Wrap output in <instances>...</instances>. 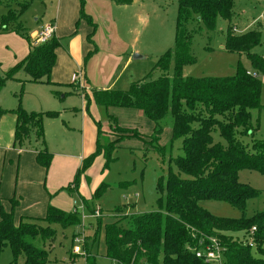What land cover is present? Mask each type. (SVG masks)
Here are the masks:
<instances>
[{
    "label": "rangeland",
    "instance_id": "1",
    "mask_svg": "<svg viewBox=\"0 0 264 264\" xmlns=\"http://www.w3.org/2000/svg\"><path fill=\"white\" fill-rule=\"evenodd\" d=\"M86 3L90 10L96 7L95 0H84V12ZM22 4L26 5L23 11L20 10ZM9 8L17 12L18 20L29 35L56 19V26L60 23L71 25L67 32L69 38L80 35L78 31H81L85 45L89 46L86 47L79 67L69 63L59 52L62 48H57L56 61L50 73V81L56 82L54 85L34 84L29 80L21 84L20 81L11 79L0 88V109L12 110L20 104L27 112L58 113L57 117H45L43 120L44 140L47 151L51 154L50 164L45 168L37 163L39 169L37 168L36 174L34 170L31 171L34 178H38L37 175L43 171L40 186L43 193L48 196L45 208L38 213L32 204L28 205V200L23 202L20 197L13 198L12 202L7 199L6 209L1 201L0 205L4 210H13L14 221L18 224L20 218L41 219L46 213L47 204L65 212H72L76 202L81 214L80 224L67 227L53 224L51 228L55 232L54 238L46 241L36 239L33 244L47 251L46 264H86L87 255L94 257L96 264H112L105 257L104 225L123 218L124 215L158 210L156 204L159 197L158 184L161 177L164 183L168 168H173L175 158L182 155L181 140L176 139L172 146L169 145L172 137L170 114L159 121L157 128H162V133L159 141L155 140L152 143L150 138L154 133L155 124L142 110L97 105L90 90L96 87L126 90L132 81L144 78L154 67L158 56L167 49L171 48L173 55L177 0H138L137 5L131 8L134 10L130 11L116 10L113 7L115 28H118L119 34L122 35L121 41L133 44L141 51L139 55L143 56L126 67L122 57L109 60L107 46L95 43L98 24L86 12L93 24L81 18L80 0H66L59 17L58 0H0V16L6 14ZM74 12L73 20L69 21ZM231 12L229 19L218 17L213 30H206L203 23L197 20L188 25L193 31L190 55L194 62L184 65L181 72L184 77H225L233 76L236 69L242 67L250 74H257L262 81L260 97L262 107L251 109L250 112L252 123H258V126L252 134L239 136L244 145L250 148L255 140H264V73L254 71L245 53L225 50L224 43L229 25L233 27L235 34L250 29L258 30L260 44L254 47L252 52L264 58V0H233ZM138 14L145 23L134 21V15ZM31 41L34 44V39ZM61 41L66 45L65 38ZM113 47L112 44L110 47L112 52L116 50ZM27 49V40L19 34L0 31V75L3 76L22 60L27 54ZM80 67L82 72L79 70ZM172 73L173 63L169 68V76H172ZM158 76L159 72L155 70L149 79ZM15 77L21 81L28 79L22 71ZM78 77L80 81H76L77 86L71 88L69 84L74 83ZM84 89L87 90L88 101L82 96ZM53 92H58V95ZM115 127L128 130V133L116 132L113 130ZM133 132L137 135H132ZM122 135L125 136L118 139ZM97 138L106 151L96 157L84 173L78 174L81 161L96 150ZM214 138L221 141L218 133H214ZM117 139L114 147H107L110 142ZM27 144H30L28 151L43 149L41 142L35 140L33 134ZM161 145L166 146L162 153L156 148ZM75 179L78 184L76 190H73L74 185L70 183ZM239 179L258 190V196L247 202L244 213L226 202L210 200L201 205L212 214L227 218H240L242 213L249 217L262 210L264 175L244 169L239 171ZM16 180L18 177L14 170L12 186L17 185ZM99 187L100 193L96 197L95 191ZM2 189L5 190V185ZM19 206L28 208L20 213ZM93 210L100 214L99 218L91 213ZM38 223L40 226H46L43 220H39ZM97 228L98 234L95 233ZM231 235L241 242L251 238V234L243 230L233 232ZM75 246L81 251L76 257L71 258L70 254H75L73 253ZM253 255L259 257L256 253ZM12 261L13 252L6 246L0 254V264H24V255L20 253L15 262ZM156 264H163L162 256H159Z\"/></svg>",
    "mask_w": 264,
    "mask_h": 264
},
{
    "label": "trees",
    "instance_id": "2",
    "mask_svg": "<svg viewBox=\"0 0 264 264\" xmlns=\"http://www.w3.org/2000/svg\"><path fill=\"white\" fill-rule=\"evenodd\" d=\"M80 1L81 18L92 25L91 17L83 10L84 0ZM113 1L121 5L132 2ZM232 3L233 0H177L173 55L171 48L167 49L158 56L151 71L144 78L132 81L126 90H90L97 105L142 110L155 124L150 138L152 143L159 141L162 133V128H157L159 121L170 114L172 137L169 145L172 146L176 139L181 140L182 155L175 158L173 168H168L164 183L161 177L158 184V210L124 215L104 225L105 257L111 262L156 264L162 256L163 264H206L195 256L194 251L200 247L202 238H214L224 247L223 264H264V208L249 217L244 216L247 202L258 196V190L239 179V171L244 169L264 175V140H255L248 148L239 138L257 129L258 123H252L250 110L262 107V81L257 74H250L242 67H238L233 76L225 77H184L181 72L184 65L194 62L190 55L193 31L188 25L197 20L203 23L206 30H213L218 17H231ZM25 7L22 4L20 10ZM18 18L17 12L9 8L6 14L0 16V31L15 32L27 40L28 53L3 76L0 75V88L6 81L15 79L19 71L24 72L32 83L53 85L50 73L56 61L59 40L52 36L44 43L33 44ZM259 44L258 30L235 34L233 27L227 26L224 49L245 53L254 71L264 73V58L252 52ZM172 63L173 73L169 76ZM155 70L159 76L149 79ZM76 81L69 86L76 87ZM84 90L86 92L82 96L88 101L87 90ZM6 112H11L16 118L14 145L21 147L33 134L43 145V149L36 154V161L47 168L51 154L45 145L43 120L45 117H57L58 113L27 112L20 104L12 110L0 109V114ZM118 128L113 130L128 133V130ZM214 133H218L221 141L215 140ZM118 139L107 147H114ZM156 148L161 153L166 150L165 145ZM104 150L97 138L96 150L81 161L78 174L84 173ZM70 184L76 190V179ZM100 189H96V197ZM210 200L226 202L241 210L242 216H216L201 205ZM39 220H43L46 226H40ZM80 223L81 214L76 202L72 212L48 205L41 219L20 218L18 224L14 221L13 210H4L0 205V254L9 246L13 252L12 263L22 253L24 264H46L47 251L33 242L36 239H53V224L67 227ZM253 227L256 230L250 237L254 247L242 244L231 235L242 230L250 233ZM98 232L97 228L95 233ZM84 250L87 253L86 246ZM76 254H70L71 258ZM85 262L96 264L94 257L88 255Z\"/></svg>",
    "mask_w": 264,
    "mask_h": 264
},
{
    "label": "crops",
    "instance_id": "3",
    "mask_svg": "<svg viewBox=\"0 0 264 264\" xmlns=\"http://www.w3.org/2000/svg\"><path fill=\"white\" fill-rule=\"evenodd\" d=\"M95 2H96V7L92 10L88 9V5L86 3L85 12L88 13L92 17V19L96 21L98 24L96 30L97 34L95 37L96 40L94 41L95 43H99V44L101 43L107 46L109 51L108 59L115 60L118 57H122V59L124 60V67L130 66L134 60L142 59L143 56L139 55L141 53L140 50L136 49L133 46V44L129 45L126 42L121 41L122 35L119 34L118 28L117 29L115 28L116 21H115V15L113 13V7L116 10L117 9L129 10V11L134 10L131 8L137 5L138 0H132V2L127 5L116 4L113 0H95ZM63 3L65 4L66 0H58V10H59L58 17H59V13L61 12ZM74 15L75 12L72 13L69 21L73 20ZM134 16H135L134 19L135 22L141 24L145 23V21L142 20L140 14ZM51 23L55 25L54 36L59 40L60 43L59 47L63 49V50L60 49L59 51L60 54H63L64 58H66V60L69 63H71L74 67H79L84 52L86 50V47L89 46V44L85 45L83 41L82 32L78 31L80 32V35L69 38L67 32L69 31L71 25L69 24L64 25L60 23L58 24V26H56V19H54L53 22ZM144 28L145 27L143 26L142 30H144ZM41 29L42 26L38 31H35L32 35H30L31 38L37 35ZM250 30H254V29H250ZM62 38H65L66 45H63L61 41ZM112 44L114 46L113 49H116L114 52H112L110 49ZM27 53H28V49H27ZM132 55H139L140 57L133 58ZM79 70L82 72V67H80ZM14 80H17L18 82L20 81L21 84H23L22 82L24 83L28 82V79L25 81L24 80L21 81L19 79H16V77ZM53 83L55 84L56 82ZM34 84H38V83H34ZM95 89H108V88L96 87ZM11 115L12 117H6ZM15 123H16L15 115L12 114L11 112L0 114V129H2L0 131V201L3 204L4 209H6L7 199H10L11 201V199L13 198L20 197V200H22L23 202L24 200H28V205L32 204L31 206L33 207V209L38 210L39 211L38 213H41V210L45 208V203L48 198V196L43 193L40 186L41 174H43V171H41L39 175H37L38 178H34L31 176V171L34 170L36 174V170L39 167L36 161V154L38 151H33V152L28 151V147L30 144L27 143L29 142L30 139H28V141H25L21 147L14 145ZM45 145H46V141H45ZM41 146H43L42 143ZM14 170H15V175L18 177V180H16L17 185L12 186ZM3 185H5L4 191L2 189ZM26 208L28 207L22 208V206H19L18 211H20L21 213Z\"/></svg>",
    "mask_w": 264,
    "mask_h": 264
},
{
    "label": "built area",
    "instance_id": "4",
    "mask_svg": "<svg viewBox=\"0 0 264 264\" xmlns=\"http://www.w3.org/2000/svg\"><path fill=\"white\" fill-rule=\"evenodd\" d=\"M54 33V24L50 23L45 25L40 30V32L33 37L34 44H41L48 41L52 36H54ZM76 80L80 81V77L76 78ZM94 215L99 216V213L95 211ZM255 230L256 229L253 227L250 231V234H254ZM199 244L200 247L194 251L196 257L202 259L206 264H223L224 247L220 245L219 241L214 238H202ZM242 244L254 247V241L252 238H250L248 241H243ZM73 251V253H78L80 252V248L75 246ZM112 264H116V262L113 261Z\"/></svg>",
    "mask_w": 264,
    "mask_h": 264
},
{
    "label": "water",
    "instance_id": "5",
    "mask_svg": "<svg viewBox=\"0 0 264 264\" xmlns=\"http://www.w3.org/2000/svg\"><path fill=\"white\" fill-rule=\"evenodd\" d=\"M133 58H139V55H132Z\"/></svg>",
    "mask_w": 264,
    "mask_h": 264
}]
</instances>
